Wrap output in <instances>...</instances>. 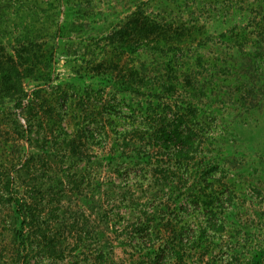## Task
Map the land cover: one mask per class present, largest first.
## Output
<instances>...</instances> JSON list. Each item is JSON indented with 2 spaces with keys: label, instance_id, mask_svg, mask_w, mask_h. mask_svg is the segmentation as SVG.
I'll use <instances>...</instances> for the list:
<instances>
[{
  "label": "rangeland",
  "instance_id": "1",
  "mask_svg": "<svg viewBox=\"0 0 264 264\" xmlns=\"http://www.w3.org/2000/svg\"><path fill=\"white\" fill-rule=\"evenodd\" d=\"M255 2L0 0L2 60H16L29 40L43 43L42 57L50 54L42 78L26 77L22 92L0 96V264H19L25 253L15 196L35 214L26 224L31 264H264V37L255 36L247 12ZM136 17L147 36L130 29ZM131 79L135 92L126 88ZM188 101L202 122L209 206L185 194L149 199L154 179L142 169L144 146L122 164L128 174L125 167L117 174L106 157L128 138L142 144L140 105L176 118L172 111ZM125 175L134 190L142 184L148 192L142 201L180 209L147 219L157 224L147 245L169 246L171 221L176 232L186 226V240L201 227L206 245H176L159 259L135 247L136 215H116L110 202L108 210L98 206V185L122 187Z\"/></svg>",
  "mask_w": 264,
  "mask_h": 264
},
{
  "label": "trees",
  "instance_id": "2",
  "mask_svg": "<svg viewBox=\"0 0 264 264\" xmlns=\"http://www.w3.org/2000/svg\"><path fill=\"white\" fill-rule=\"evenodd\" d=\"M247 12H249L248 19L252 14L250 25H253L255 28L258 27L255 36L264 37V0H257L255 5L250 10H247ZM255 18H257L256 21ZM137 19L132 20L133 24L130 29L135 32L138 27L139 30H137V32H143L140 36H147V30L150 29L145 26V23L144 26L140 25L139 19ZM233 28L234 26H231L230 28L227 27L225 32H230ZM225 32L221 34L225 35ZM238 32L239 33H237V35L244 37L247 35L248 31L247 28L242 27L238 29ZM132 36L134 37L133 33ZM230 37L232 36L230 35ZM42 44L43 43L40 41L29 40L27 47H22L20 45V49H18V52L16 53L17 59L13 60L11 57L9 63L8 61L2 60V55L0 54V96H10L22 92V81L26 77L38 79L44 76V69L47 66L50 54H46L45 57H42V54H39ZM167 80L171 86L175 84V79ZM176 81L178 82V79H176ZM125 82L127 83L126 88L133 92L138 90L135 80L131 79L126 80ZM177 106L178 109L172 111L178 115L175 118L174 115L173 117H167L169 115L163 114L161 112L162 108L158 111V108L156 107H151L150 105L142 107L140 105L139 108L142 113H144V118L140 123L142 127L140 129L141 134L138 136V141L142 144L137 146L136 141L130 142L132 139L128 138L129 142H124L122 148L120 146L117 149L114 148L107 151L106 157L109 159L110 163L114 161L116 162L115 170L117 174H119V172L123 173L120 170V167H125L123 171L128 174V172H132V170L127 167V165L124 166L122 164H128L125 160L129 157L133 158L139 156L141 151L138 148L144 146L145 149H143V155L140 156V158L144 160L143 162H145L142 169L150 171L154 179L149 181V192L151 194L149 199H155L156 202L158 198L160 199L163 197L162 195L166 193L168 200L175 202V200L179 199L180 194H185L186 199L192 197L191 200L195 201V203L201 202L204 206H209L211 202L213 203V201L209 200L206 182L208 178H211L209 175V173L211 174V169L209 168V165L205 166V158L202 153H200V147L203 143H205V139H201L202 135H200V132L197 130V125L202 122L200 119L198 120L197 108L195 109V105L192 102L188 101L186 105L182 103V105ZM177 112L180 113L177 114ZM185 114L190 115V118L187 117V119H184ZM167 119L170 121H167ZM101 138H104L103 141H108L106 136ZM127 143H130L132 146L130 148L132 150V154H127L124 151L125 147L128 148ZM198 158L201 159V163ZM199 168L202 169L197 172ZM135 175L136 178L143 182V174ZM4 178H6V175ZM128 178L129 176L125 175L126 183L124 186L118 187V185L115 184L113 187H109V189L104 192L102 184H99L98 191L100 192V199L98 200V206L101 211H105L108 209L107 207L103 208V205L110 202V210L116 215H120L122 213L127 214L128 212L136 215L138 221L135 223L136 226L134 230L131 231V238H138V240L136 239L137 241L134 240L135 247L140 250L148 248L150 250L148 251V254L149 252H154L156 253L154 258L159 259L165 256V249L171 250L176 245L179 246V248L191 244L190 242L195 243L198 246L202 244L206 245L203 235L204 230L201 229V227L198 230L199 233L197 235L195 233L196 231H194L195 235H192L186 240L184 238V232H188L186 226L184 224L179 226V231L176 232L174 229L177 228V224L173 225L172 221L171 226L174 227V236L168 241L169 246L159 245L156 247L154 244L147 245V241L153 240V237L151 236L152 233H150L151 228H153V230L157 229L154 228L157 224L152 223L150 222L151 220L147 219L152 217L154 220L159 215V212L166 211V209L169 210L171 214L174 212H180V209L176 206V204L172 207L170 204L161 202L158 203V201L156 204L149 203L150 200L148 203L147 201H142L144 198L147 199L148 192L146 190L143 191L142 184L140 188L136 187L134 190L131 187L132 184H130ZM12 181L13 177L8 175L5 180V183L7 182L5 187L9 186L8 183L11 184ZM190 181L192 184L195 182L198 188L191 189L193 187L191 186L192 184ZM113 182L116 183V181ZM179 183L183 184L184 189L179 185ZM185 189H187V193ZM10 199L11 202H14L16 215L20 219L19 228L16 232L19 244L25 248V253L19 260V264H31L29 260V253L26 248L29 238V232L26 224L29 225L31 223L30 220L33 219L35 214L32 213L29 204L23 197L15 196ZM142 218L148 222H144ZM210 226L214 228V225ZM205 228L209 227L206 226ZM153 233L156 235L158 232L155 231ZM144 255L145 254H142L141 256ZM182 258V255L179 256L180 260ZM157 259L154 261L156 262Z\"/></svg>",
  "mask_w": 264,
  "mask_h": 264
}]
</instances>
